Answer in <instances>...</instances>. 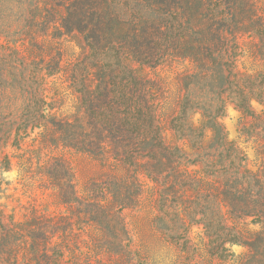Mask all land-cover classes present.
I'll return each mask as SVG.
<instances>
[{"label": "trees", "instance_id": "obj_1", "mask_svg": "<svg viewBox=\"0 0 264 264\" xmlns=\"http://www.w3.org/2000/svg\"><path fill=\"white\" fill-rule=\"evenodd\" d=\"M32 1L45 16L7 38L20 45L9 47L16 54L47 56L49 39L73 33L89 48L72 70L76 113L33 119L39 144L86 155L100 172L80 195L68 160L49 156L42 188L63 214L34 211L5 227L9 259L17 264L24 245L23 264H264V110L252 106L264 107V3ZM52 60V69L33 67L37 90L43 75L63 71L60 57ZM176 60L190 68L173 94L157 68ZM228 106L256 147L253 165L221 123ZM144 195L154 211L150 240L136 247L124 212Z\"/></svg>", "mask_w": 264, "mask_h": 264}, {"label": "rangeland", "instance_id": "obj_2", "mask_svg": "<svg viewBox=\"0 0 264 264\" xmlns=\"http://www.w3.org/2000/svg\"><path fill=\"white\" fill-rule=\"evenodd\" d=\"M42 3L47 0H39ZM264 3V0H260ZM45 10H35L32 0H0V238L5 227L28 220L34 211L38 214L61 215L63 209L54 205L50 190H44L45 180L40 172V165L52 155L64 156L71 165L75 175L76 189L84 194L92 181H99V166L86 155L74 153L63 148H47L39 144V132L43 128H33V119L42 116L69 117L76 113L79 106V93L72 88V70L79 71L84 65L89 48L85 36L73 33L49 39L53 49L47 56L39 57L33 53L29 57L24 53L16 54L7 45L8 40L15 39L16 34L26 29L33 19H43ZM8 35V36H6ZM26 40L25 45L30 47ZM52 57H60L62 72L43 75L42 91L32 85L29 75L33 67L52 69ZM29 66V69H28ZM186 61H167L157 68L158 74L168 82L169 91L177 93V76L189 69ZM43 98V99H42ZM44 104H41V101ZM253 108L260 112L264 107L257 102ZM44 109V110H42ZM240 113L228 106L221 118L229 140L237 142L245 151L253 165L255 145L247 142L240 134L242 124L239 123ZM198 116L195 117V120ZM36 150L38 153H36ZM37 155L39 158L37 159ZM5 157L9 163L3 168ZM45 184V185H43ZM153 210L147 204V195L141 198V205L134 210L124 212L127 227L136 247L149 242L148 233L151 229ZM193 231H198L196 228ZM21 245L17 264H23L25 256ZM229 249L235 255H241L245 249L233 245ZM0 264H15L10 260L6 250L0 244Z\"/></svg>", "mask_w": 264, "mask_h": 264}]
</instances>
